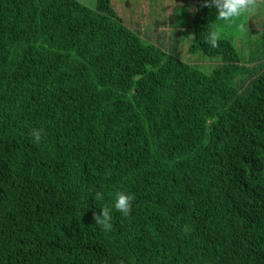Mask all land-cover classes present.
<instances>
[{"label": "trees", "instance_id": "trees-1", "mask_svg": "<svg viewBox=\"0 0 264 264\" xmlns=\"http://www.w3.org/2000/svg\"><path fill=\"white\" fill-rule=\"evenodd\" d=\"M212 27L197 0L206 74L111 0H0V264H264V51L247 67Z\"/></svg>", "mask_w": 264, "mask_h": 264}, {"label": "rangeland", "instance_id": "rangeland-1", "mask_svg": "<svg viewBox=\"0 0 264 264\" xmlns=\"http://www.w3.org/2000/svg\"><path fill=\"white\" fill-rule=\"evenodd\" d=\"M80 1L92 8L97 6V0ZM253 6L252 15L231 21H220L215 10L211 16L214 27L221 33L219 38L231 40L247 67H253L264 51V0H253ZM111 7L122 23L138 33L144 42L177 54L204 73L211 74L222 64L221 55L210 56L201 50H192L197 0H111ZM241 79L237 77L234 85L238 86Z\"/></svg>", "mask_w": 264, "mask_h": 264}, {"label": "clouds", "instance_id": "clouds-1", "mask_svg": "<svg viewBox=\"0 0 264 264\" xmlns=\"http://www.w3.org/2000/svg\"><path fill=\"white\" fill-rule=\"evenodd\" d=\"M204 6L214 9L220 21H231L234 18L252 15L255 12L253 0H204ZM220 35L219 29L212 27L208 30L207 37L203 42L215 47ZM30 135L34 143H40L43 137V129L32 128ZM90 196L94 197L95 201H103L106 198L103 190H95ZM134 199L135 196L132 193L122 190L115 191L111 197V206L101 207L102 211L95 215L96 225L105 231H110L113 226V210L122 216H128L131 213Z\"/></svg>", "mask_w": 264, "mask_h": 264}, {"label": "crops", "instance_id": "crops-1", "mask_svg": "<svg viewBox=\"0 0 264 264\" xmlns=\"http://www.w3.org/2000/svg\"><path fill=\"white\" fill-rule=\"evenodd\" d=\"M214 9H211V16H213L214 15Z\"/></svg>", "mask_w": 264, "mask_h": 264}]
</instances>
